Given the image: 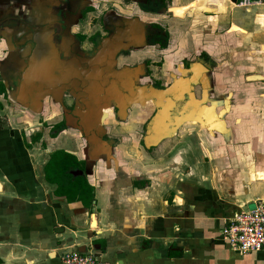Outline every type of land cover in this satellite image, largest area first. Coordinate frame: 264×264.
<instances>
[{"label": "crops", "instance_id": "obj_1", "mask_svg": "<svg viewBox=\"0 0 264 264\" xmlns=\"http://www.w3.org/2000/svg\"><path fill=\"white\" fill-rule=\"evenodd\" d=\"M0 119V264H264L221 234L264 201V0H0Z\"/></svg>", "mask_w": 264, "mask_h": 264}, {"label": "built area", "instance_id": "obj_2", "mask_svg": "<svg viewBox=\"0 0 264 264\" xmlns=\"http://www.w3.org/2000/svg\"><path fill=\"white\" fill-rule=\"evenodd\" d=\"M221 234L229 246L240 252L264 251V201L235 213L222 227ZM59 264H112L98 252L80 251L74 246L63 249Z\"/></svg>", "mask_w": 264, "mask_h": 264}, {"label": "trees", "instance_id": "obj_3", "mask_svg": "<svg viewBox=\"0 0 264 264\" xmlns=\"http://www.w3.org/2000/svg\"><path fill=\"white\" fill-rule=\"evenodd\" d=\"M3 122L0 119V129ZM84 163L71 154L56 151L51 154L45 166V179L57 185V194L65 195L69 201L81 200L84 205L94 201L93 187L87 183L86 176H74L73 172L83 169Z\"/></svg>", "mask_w": 264, "mask_h": 264}, {"label": "water", "instance_id": "obj_4", "mask_svg": "<svg viewBox=\"0 0 264 264\" xmlns=\"http://www.w3.org/2000/svg\"><path fill=\"white\" fill-rule=\"evenodd\" d=\"M176 9H178V8H176V7H172V8H171V10H172L173 12H175ZM80 173H81V171H80Z\"/></svg>", "mask_w": 264, "mask_h": 264}, {"label": "flooded vegetation", "instance_id": "obj_5", "mask_svg": "<svg viewBox=\"0 0 264 264\" xmlns=\"http://www.w3.org/2000/svg\"><path fill=\"white\" fill-rule=\"evenodd\" d=\"M154 28H155V26H154ZM151 29H153V28H151ZM150 32V31H149ZM150 34V33H149ZM149 39L151 38V36L149 35V37H148Z\"/></svg>", "mask_w": 264, "mask_h": 264}]
</instances>
